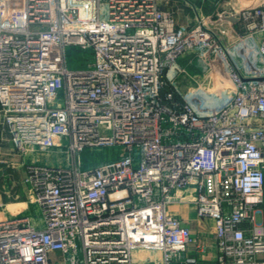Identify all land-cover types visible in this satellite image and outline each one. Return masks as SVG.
<instances>
[{"label": "built area", "instance_id": "obj_1", "mask_svg": "<svg viewBox=\"0 0 264 264\" xmlns=\"http://www.w3.org/2000/svg\"><path fill=\"white\" fill-rule=\"evenodd\" d=\"M161 1L0 0L2 122L17 150L66 157L26 164L44 226L0 220V264H51L52 251L64 264H136L137 250L194 264L191 229L170 209L187 203L214 221L217 264H264V71H242L230 49L249 39L264 60V0L191 27ZM69 48L91 59L69 67ZM204 48L235 91L201 115L177 82L181 58ZM101 147L120 152L86 167L84 150Z\"/></svg>", "mask_w": 264, "mask_h": 264}, {"label": "crops", "instance_id": "obj_2", "mask_svg": "<svg viewBox=\"0 0 264 264\" xmlns=\"http://www.w3.org/2000/svg\"><path fill=\"white\" fill-rule=\"evenodd\" d=\"M257 2L258 0H162L160 6L173 13L177 26L191 27L195 25L199 16L215 18L217 12H234L243 7L253 6ZM231 22L236 32H241L240 23L234 18ZM56 150L58 149H53L49 153L31 149L25 152L17 150L12 135L0 116V220L22 218L35 227L44 226L41 207L24 183L26 164L34 162L54 164ZM170 209L191 229L195 244L190 248L188 256L195 260L194 264H217L219 250L213 236L214 221L208 217H198L193 203L175 204ZM161 257L159 251L135 252L136 264L157 263ZM49 259L51 264H64L61 251L50 252Z\"/></svg>", "mask_w": 264, "mask_h": 264}, {"label": "rangeland", "instance_id": "obj_3", "mask_svg": "<svg viewBox=\"0 0 264 264\" xmlns=\"http://www.w3.org/2000/svg\"><path fill=\"white\" fill-rule=\"evenodd\" d=\"M38 27L36 24L32 25V29ZM232 40L234 39L232 38ZM232 44V47H230L232 57L238 64L240 63L239 67L242 71L248 69L247 67L260 73L264 71V60L255 57L249 39L244 40L243 45L245 47L243 50H241V46L237 45L236 42H232ZM212 51L213 48H204L186 53L182 58L181 66L183 72L177 82L179 91L193 104L196 111L201 115L218 110L230 101L235 91L234 86L226 76L222 61ZM199 55L206 58L210 64V68L206 72H203V64L197 60ZM90 59L91 53L89 51L76 48L68 49L67 60L69 67H84ZM249 62H252L253 65L247 66V64H251ZM118 149V147L87 148L82 153V159L86 167H90L102 160L116 157ZM52 151L53 149L40 152L49 153ZM54 158V164L66 162L65 155L58 150L54 153ZM48 163L51 164L50 162ZM262 207L264 219V203Z\"/></svg>", "mask_w": 264, "mask_h": 264}, {"label": "water", "instance_id": "obj_4", "mask_svg": "<svg viewBox=\"0 0 264 264\" xmlns=\"http://www.w3.org/2000/svg\"><path fill=\"white\" fill-rule=\"evenodd\" d=\"M197 60L203 64V70H206L207 69L206 63L200 57H197Z\"/></svg>", "mask_w": 264, "mask_h": 264}]
</instances>
